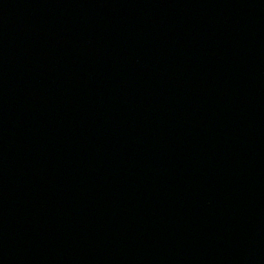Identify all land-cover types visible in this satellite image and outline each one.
<instances>
[{
    "label": "water",
    "instance_id": "obj_1",
    "mask_svg": "<svg viewBox=\"0 0 264 264\" xmlns=\"http://www.w3.org/2000/svg\"><path fill=\"white\" fill-rule=\"evenodd\" d=\"M0 264H264V0H0Z\"/></svg>",
    "mask_w": 264,
    "mask_h": 264
}]
</instances>
